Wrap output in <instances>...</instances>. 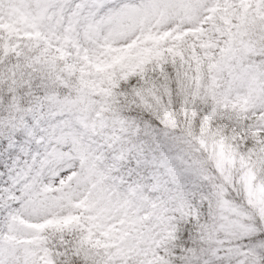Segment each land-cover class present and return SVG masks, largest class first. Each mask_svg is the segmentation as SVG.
<instances>
[{"label":"snow or ice","instance_id":"6c2138e0","mask_svg":"<svg viewBox=\"0 0 264 264\" xmlns=\"http://www.w3.org/2000/svg\"><path fill=\"white\" fill-rule=\"evenodd\" d=\"M0 264H264V0H0Z\"/></svg>","mask_w":264,"mask_h":264}]
</instances>
